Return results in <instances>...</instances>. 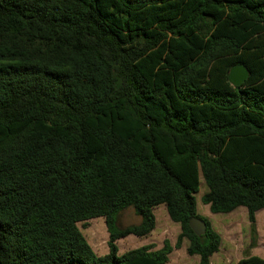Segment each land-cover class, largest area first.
<instances>
[{
  "label": "trees",
  "instance_id": "obj_1",
  "mask_svg": "<svg viewBox=\"0 0 264 264\" xmlns=\"http://www.w3.org/2000/svg\"><path fill=\"white\" fill-rule=\"evenodd\" d=\"M243 65L242 86L228 80ZM264 210V0H0V264H169L119 255L165 205L211 264L198 213ZM133 209L140 223L120 228ZM205 221L198 237L192 218ZM104 218L109 253L78 227ZM238 264H264L248 256Z\"/></svg>",
  "mask_w": 264,
  "mask_h": 264
},
{
  "label": "rangeland",
  "instance_id": "obj_2",
  "mask_svg": "<svg viewBox=\"0 0 264 264\" xmlns=\"http://www.w3.org/2000/svg\"><path fill=\"white\" fill-rule=\"evenodd\" d=\"M206 192L207 188L201 178L200 191L196 194L198 213L209 220L221 237L220 250L212 256L211 264H238L248 256H259L264 259V210L256 214L254 234L245 208H239L231 214H212L209 207L201 201ZM154 214L157 222L154 232L145 238L129 236L117 241L119 255L150 245L151 250L158 251L167 241L172 247L169 264H199L198 256L188 255L186 240L183 241L181 248L176 247L181 227L170 220L165 205L156 208ZM139 223V218L131 208L120 213L118 218V226L122 229ZM78 227L97 256L102 257L109 253L110 238L104 218L79 223Z\"/></svg>",
  "mask_w": 264,
  "mask_h": 264
},
{
  "label": "water",
  "instance_id": "obj_3",
  "mask_svg": "<svg viewBox=\"0 0 264 264\" xmlns=\"http://www.w3.org/2000/svg\"><path fill=\"white\" fill-rule=\"evenodd\" d=\"M250 77L249 70L243 65L233 67L228 75L230 84L234 87H240ZM189 225L196 236L201 237L205 235L207 231V225L204 220L199 218H192Z\"/></svg>",
  "mask_w": 264,
  "mask_h": 264
}]
</instances>
